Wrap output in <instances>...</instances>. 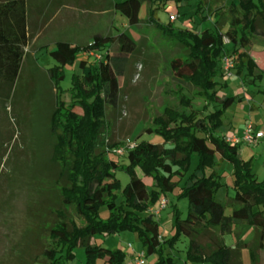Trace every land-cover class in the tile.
<instances>
[{
  "label": "trees",
  "instance_id": "trees-1",
  "mask_svg": "<svg viewBox=\"0 0 264 264\" xmlns=\"http://www.w3.org/2000/svg\"><path fill=\"white\" fill-rule=\"evenodd\" d=\"M145 2L150 3V0L115 1L112 8L124 16L130 26H140V13ZM208 2L198 0L191 22ZM158 11L157 7L151 8L148 21L154 22L166 38L183 51L167 61L169 76L182 87L196 89L197 97L205 105L201 111L196 109L193 99L181 90L179 107L165 108L153 120L152 126L145 128L146 133L162 137L164 143L135 142V148L126 155L127 165H119L107 157L110 151L106 152L108 142L104 132L107 108H115L119 102L120 83L115 65L136 51L134 39L121 32L116 36H96L83 47L59 42L50 54L56 65L47 71L55 94L48 131L51 137L48 168L59 195L57 203L44 200L41 209L53 241L49 248L40 251L47 264H66L75 258L77 247L84 249L87 264H94L96 260L125 264L126 255L121 250L113 251L92 243L95 235L110 236L122 232L138 235L145 257L155 258L153 264H176L168 251L174 250L181 236L190 240L188 262L243 264L242 250L248 249L251 264H259L258 256L264 251V180L256 178L252 160L244 161L239 157V146L222 141V117L236 102V97L219 94L225 84L218 79L223 77L221 61L225 56L234 57L235 70L240 76L245 74L244 82L252 78L255 84L262 79L264 70L257 66L250 50L256 38L264 39V0H232L225 32L215 25H206L200 32L164 25L157 16ZM220 15L211 11L204 16L203 22L206 24L210 16L219 18ZM27 22L26 0L0 2V111L5 113L14 98L24 50L29 43ZM224 39H228L230 49ZM115 44L119 52L112 55L105 47ZM103 50L101 59L89 61L87 58L90 53ZM78 55L83 56L78 63L80 74L73 79L68 105L60 99L61 94L58 96L57 87L65 78L64 68L73 65ZM76 107L82 109V115L75 113ZM5 139L0 131L1 147L6 145ZM216 155L234 169L233 210L228 215L225 207L216 201V193L222 187L221 176L214 170ZM193 156H197L200 163L180 195L188 199L187 213L183 215L175 208L172 223L175 234L162 241L160 221L154 215L146 214L162 196L176 190L189 170ZM138 170L143 178L138 175ZM117 171H124L130 177L120 204H117L116 195L121 189L116 179ZM145 178L150 180V185ZM103 207L109 211L107 219L100 216ZM244 225L255 228L251 243L236 237L235 248H231L222 239L215 240L213 251L201 244L205 234L218 230L224 237ZM193 246L205 247V255H193Z\"/></svg>",
  "mask_w": 264,
  "mask_h": 264
},
{
  "label": "rangeland",
  "instance_id": "rangeland-1",
  "mask_svg": "<svg viewBox=\"0 0 264 264\" xmlns=\"http://www.w3.org/2000/svg\"><path fill=\"white\" fill-rule=\"evenodd\" d=\"M121 1V0H117ZM207 6L195 20L194 16L198 0H177V3L169 0H150L145 2L140 15V26H130L127 19L116 13L109 7L107 14L102 15L101 21H93L98 13L105 8L89 7L93 4L80 1L78 7H74L79 18L87 17L89 20L85 26L87 36H91L93 28L101 34L116 36L121 32L128 33L136 42V51L127 58L117 62L115 70L120 83L119 102L115 108H107V126L104 139L108 142L107 157L119 165H127V156H118L117 150L127 145L147 141L153 144H163L162 137L145 132L146 127H151L153 120L159 117L165 108L179 107L181 90L186 97L193 99L196 109L202 110L205 102L197 97V90L190 86L178 85L169 76L167 61L174 56L183 53L182 48L174 41L166 38V35L157 28L156 24L148 21L149 11L153 7L159 9L157 16L164 25H172L176 28L194 30L200 32L209 24L217 26L222 32L228 29L229 6L231 0H208ZM42 6L47 0H38ZM50 8L49 11H52ZM48 11V12H49ZM211 11H217L220 15L210 16L205 24L204 16ZM33 16V15H31ZM93 23V24H92ZM205 24V25H204ZM92 27V28H91ZM85 35V36H86ZM68 40V39H66ZM72 42V41H70ZM92 41L86 42L85 46ZM261 39L253 42L255 52L262 50ZM76 45V44H75ZM77 46V45H76ZM84 46V45H83ZM82 46V47H83ZM227 49L231 45L227 44ZM110 54L119 52L118 45L105 47ZM101 52H92L87 58L89 61L99 60ZM83 56L78 55L73 65L64 68L65 78L58 87V96L66 104L71 103L70 90L73 87L74 77L79 76L78 63ZM234 58V57H233ZM37 68L28 66L21 74L17 84L14 98L8 104L5 120L0 127L1 133L5 134L6 145L0 146V264H47V260L40 255L42 248H49L53 243L48 234L49 223L42 215L43 201L52 200L57 203L59 195L58 188L53 185V174L48 168L51 137V113L54 104V85L51 84L46 72L39 70L51 68L56 62L44 51L35 54ZM50 66V67H49ZM245 74H237L233 71V77L219 78L225 84L220 91L226 96L236 97V102L225 110L222 117L223 129L221 136L241 134L243 130L252 125L263 135L256 144H242L239 146V157L244 161H253V172L256 178L264 180V74L260 81L252 83V78L244 82ZM56 91V89H55ZM219 91V92H220ZM56 94V95H57ZM75 113L82 115L81 108L76 107ZM112 145H114L112 147ZM214 170L221 176L222 187L216 193V201L221 203L226 214L233 210L232 198L234 196V169L227 161H221L219 155L215 158ZM200 163L197 156L191 159V165L186 175L181 178L180 183L173 193L162 196L156 206L149 209L146 214H153L161 224L162 241L172 238V223L175 220V208L183 215L188 210V199L180 197L182 188L191 177ZM142 177L141 172L137 171ZM143 178V177H142ZM116 179L119 180L121 189L116 192L117 204L123 201L122 191L130 181L129 175L124 171H117ZM147 184L150 180L144 179ZM165 202L166 208L159 210L160 203ZM46 205V204H45ZM71 213V211H69ZM109 211L103 207L100 209L102 219L109 217ZM41 216V217H40ZM45 219V220H44ZM255 228L252 226H239L231 235L221 236L218 230L205 234L201 238V244L214 249L215 240H223L231 248H235L236 237L241 238L244 243H251L254 239ZM92 243L113 251L121 250L125 253V264H134L137 256L144 251L143 245L137 234L122 232L120 234L105 236L95 235ZM190 240L181 236L176 242L173 251L168 253L175 259L176 264H199L187 261V251ZM41 247V248H40ZM40 248V249H39ZM191 253L203 257L206 248L191 247ZM75 258L66 264H87V258L82 247L74 250ZM244 264H251L248 249L242 250ZM154 257L145 258V264H153ZM259 264H264V251L258 256ZM94 264H107L105 261L96 260ZM210 264V263H209Z\"/></svg>",
  "mask_w": 264,
  "mask_h": 264
},
{
  "label": "crops",
  "instance_id": "crops-1",
  "mask_svg": "<svg viewBox=\"0 0 264 264\" xmlns=\"http://www.w3.org/2000/svg\"><path fill=\"white\" fill-rule=\"evenodd\" d=\"M1 1L3 0H0V2ZM80 1L83 3V5L88 2L90 3V0H47V2L42 4V6L37 9L39 5L38 0H26L29 43L24 50L25 57L22 64L21 74L25 71V69L27 70L28 66L37 68V63L35 62L36 53L44 50L50 56V54L56 50L57 43L59 42H65L73 46L77 45L82 47L83 45L85 46L86 42L93 41L94 37L96 36H109V34L107 33L101 34V32L95 30L94 27V31L91 32L92 34L89 37L86 35V31L88 30V28L85 26V24H87L89 19H91L93 23L94 21H101V19H103L102 15L107 14L109 7H112L113 2L117 0H91L93 4H90L89 7L105 8L103 12L98 13L99 17H96L95 19H92L91 17H89V19L87 17L79 18V15H77L74 7H78ZM50 8H53L52 11H49ZM257 39H261L264 42V39L262 38ZM261 46L262 50L255 52L253 50L254 44H252L250 55L256 62L257 66L261 70H264V43H262ZM51 68H43L39 70H42L47 74V71ZM222 91H220L219 94L224 95L222 94ZM1 111L0 127H3L5 129V127L1 124V119L3 117V122L6 115H4V110L2 112ZM2 134L5 137V134Z\"/></svg>",
  "mask_w": 264,
  "mask_h": 264
},
{
  "label": "built area",
  "instance_id": "built-area-1",
  "mask_svg": "<svg viewBox=\"0 0 264 264\" xmlns=\"http://www.w3.org/2000/svg\"><path fill=\"white\" fill-rule=\"evenodd\" d=\"M224 44L227 45L229 44L228 39H224ZM92 54V53H90ZM101 59V57H98ZM236 68V64L234 62L233 57L231 56H225L222 61H221V72L222 75L224 76L225 79H230L233 77V71ZM261 138H263V135L260 131L255 129L252 125H248L241 134H230V135H224L222 136V141L225 142L228 145H233V146H241L242 144H249V145H254L256 144ZM136 146V143H131L127 145L125 148L121 147L119 148L116 152L118 156H125L127 153L131 150H133ZM166 208V203L162 202L160 203L159 210H164ZM158 215L159 211L157 212H152V215ZM145 252H141L138 256L137 259L135 260L134 264H145Z\"/></svg>",
  "mask_w": 264,
  "mask_h": 264
}]
</instances>
